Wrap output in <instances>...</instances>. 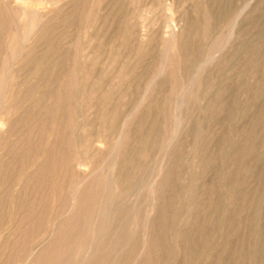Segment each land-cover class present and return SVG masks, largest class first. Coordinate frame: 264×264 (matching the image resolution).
I'll use <instances>...</instances> for the list:
<instances>
[{
	"label": "rangeland",
	"instance_id": "obj_1",
	"mask_svg": "<svg viewBox=\"0 0 264 264\" xmlns=\"http://www.w3.org/2000/svg\"><path fill=\"white\" fill-rule=\"evenodd\" d=\"M0 12V264H264V0Z\"/></svg>",
	"mask_w": 264,
	"mask_h": 264
},
{
	"label": "bare ground",
	"instance_id": "obj_2",
	"mask_svg": "<svg viewBox=\"0 0 264 264\" xmlns=\"http://www.w3.org/2000/svg\"><path fill=\"white\" fill-rule=\"evenodd\" d=\"M23 5V4H22ZM17 10V9H16ZM12 11H13V9H12ZM18 14H17V17H18V21H25V20H30L28 17H29V15H35V14H37L38 13V11L37 10H35V9H31V8H29L28 9V7L27 6H25V5H23V6H21L19 9H18ZM6 12V11H5ZM10 12V11H9ZM1 13V12H0ZM4 13V12H3ZM2 13V14H3ZM14 13H16V12H14ZM9 17H10V14H9ZM34 17H36V16H34ZM14 18V17H13ZM31 18H33V17H31ZM15 19V18H14ZM36 19V18H35ZM42 19V18H41ZM4 19L1 17V14H0V27L3 25V24H1V23H3L4 21H3ZM11 20H12V18H11ZM27 20V21H28ZM39 20V19H38ZM209 20V19H208ZM6 21V20H5ZM36 21V20H35ZM34 21V22H35ZM10 22V21H9ZM15 22V21H14ZM205 22V21H204ZM210 22V21H209ZM209 22H207V27H208V23ZM19 23V22H18ZM33 23V22H32ZM4 24H6V23H4ZM7 24H8V22H7ZM6 24V25H7ZM19 24H23V23H19ZM6 25H3V27L5 26V28L7 27ZM14 25V24H13ZM24 25H26V23L24 24ZM21 26H23V25H21ZM29 26V25H28ZM13 27V26H12ZM17 27L19 28V26H18V24H17ZM30 27V26H29ZM17 28V29H18ZM1 29V28H0ZM27 29H28V27H27ZM30 29V28H29ZM34 29V28H33ZM206 29H208V28H206ZM205 29V30H206ZM5 30V29H4ZM15 30V29H14ZM23 30V29H22ZM6 31H9V30H6ZM13 31V30H12ZM1 32V31H0ZM10 32V31H9ZM18 32V31H17ZM17 32H16V34H17ZM166 32V31H165ZM180 33L182 32V31H179ZM183 32H186V31H183ZM182 32V33H183ZM12 33V32H11ZM32 33V32H31ZM30 33V34H31ZM163 33V32H162ZM14 34V33H13ZM20 34V33H19ZM19 34H17V36L19 35ZM21 34H23V33H21ZM26 34H27V32H26ZM29 34V35H30ZM164 34H166V33H164ZM1 35H2V33H1ZM4 35V34H3ZM163 35V34H162ZM6 36V35H5ZM8 36V35H7ZM6 36V37H7ZM16 36V37H17ZM21 36V35H20ZM170 35H168V37H169ZM178 36V35H177ZM177 36H174V37H172V38H167V34H166V37H164V36H162V45H164V47H165V50H164V53H172V52H174V51H177L178 49H179V46H180V42H179V44H178V38L180 37H178L177 38ZM1 37V36H0ZM11 37H12V35H11ZM10 37V38H11ZM15 37V38H16ZM161 37V36H160ZM2 38H3V41H4V36H2ZM18 38V37H17ZM182 38V37H181ZM180 38V39H181ZM6 39V38H5ZM20 39H22V38H20ZM26 39H27V36H26ZM1 40V39H0ZM7 40V39H6ZM5 42V41H4ZM3 43V42H2ZM6 43V42H5ZM20 43H21V41L19 42V45H20ZM23 43H25L24 41H23ZM4 44V43H3ZM13 44H14V42H13ZM0 45H1V42H0ZM8 45V44H7ZM6 45V46H7ZM22 45V44H21ZM15 46V45H14ZM3 47H5V46H3ZM16 47H17V45H16ZM5 49V48H4ZM5 51V50H4ZM9 51L10 50H8V54H9ZM179 52V51H178ZM0 54H2V53H0ZM4 54V53H3ZM2 54V55H3ZM6 54V53H5ZM4 54V55H5ZM11 54V53H10ZM14 54H15V52H14ZM181 55V54H180ZM178 56V55H177ZM8 57V56H7ZM13 57H14V55H13ZM180 57V56H179ZM6 58V57H5ZM11 58V57H10ZM11 59H13V58H11ZM5 63H3V65H4ZM162 68V67H161ZM169 68V67H168ZM7 69V68H6ZM6 69H4V71L6 70ZM4 73H6V72H4ZM8 73V72H7ZM9 75V74H8ZM4 76H5V74H4ZM7 76V75H6ZM7 85V84H6ZM5 85L3 84V86H1V88L2 87H4ZM179 87V86H178ZM3 89V88H2ZM4 89H6V88H4ZM2 94V93H1ZM1 94H0V96H1ZM1 99H3L2 97H0ZM181 100H182V98H178L177 99V102H181ZM2 113V112H1ZM3 115V114H2ZM4 121V120H3ZM1 122V121H0ZM2 124V123H1ZM157 180V179H156ZM154 184V183H153ZM152 209V208H151ZM152 211V210H151ZM239 223V222H238ZM33 253V252H32Z\"/></svg>",
	"mask_w": 264,
	"mask_h": 264
}]
</instances>
